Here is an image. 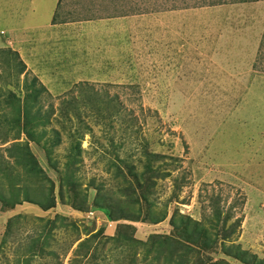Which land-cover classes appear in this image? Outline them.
I'll return each instance as SVG.
<instances>
[{
	"label": "rangeland",
	"instance_id": "obj_1",
	"mask_svg": "<svg viewBox=\"0 0 264 264\" xmlns=\"http://www.w3.org/2000/svg\"><path fill=\"white\" fill-rule=\"evenodd\" d=\"M21 28L59 46L38 68L13 39L0 51V193L22 186L0 199V264H178L171 243L157 259L170 238L195 249L185 264L264 260V0H0V35ZM26 102L39 143L17 142L55 184L49 210L11 157Z\"/></svg>",
	"mask_w": 264,
	"mask_h": 264
},
{
	"label": "trees",
	"instance_id": "obj_2",
	"mask_svg": "<svg viewBox=\"0 0 264 264\" xmlns=\"http://www.w3.org/2000/svg\"><path fill=\"white\" fill-rule=\"evenodd\" d=\"M240 2L244 3V2H249V1H253V0H239ZM0 51H9V52H13V50H11V48H3L0 49ZM16 56H18V52H14ZM19 57V56H18ZM22 61V60H21ZM23 63V67L24 69L26 68V65ZM38 78H35V82L37 83ZM46 88L45 86H41L38 90L34 91L33 97L34 99L37 100L38 96L40 93H42L43 91H45ZM13 97L17 98L15 95H13ZM20 101V98H17ZM12 103V102H11ZM12 105V104H11ZM19 104H17L15 106V109L17 111V115L13 116L11 118V124L13 123V128H15V135L13 136L12 140L15 141V144L13 145L14 148H12L11 146V157L15 158L16 162H18L21 165H24L25 170L28 172V176H34L33 179L30 181L29 184H27V180H24L23 182H25L26 185H29V188L31 190V192L33 191L34 193H40L42 196V200L39 201L35 198V196H31V192H29V188L25 187L24 191L22 192L23 194H25V200L26 202L29 203H34L37 204L39 206H41L43 209L45 210H49L51 208H54L56 206V198L53 196V192H55V184L53 182V180L51 179H47V175L48 172L45 170V168L43 167V165H41V163L37 160L36 156L33 154V152L29 149L28 147V143L24 144H20V141L17 142L18 139L21 138L22 134H26L27 138L30 141L33 142H37L39 143V139L37 136H35V128L40 124L39 118V112H35L33 114V112L29 109L31 108H26V105L29 106V104L26 102L25 105L23 106V108H21L20 106H18ZM25 107V108H24ZM21 111H23V115H21ZM20 112V114H19ZM24 116V117H23ZM107 117H110V115H108ZM24 118V124L23 126H21L22 123V119ZM12 127V126H11ZM7 141V140H6ZM56 142H58V139L56 140ZM17 148L19 149V152H14V149ZM157 156V155H155ZM75 163V160H71L67 167H66V171L69 174V181L68 184H74L73 182V164ZM46 179L49 181V184L47 185V183H45ZM24 184V185H25ZM31 184V185H30ZM62 186V184H61ZM19 188H22V186L16 188V191H18L14 196H13V201L11 203V199L5 197V195H3L2 193H0V199L2 200V207L4 209V211H9V209H14V207L20 203L21 197L20 194L21 193V189L19 190ZM14 190V188H13ZM15 191V192H16ZM98 202H96L97 204ZM76 205V204H75ZM58 217H60L61 219H66L68 218L67 216H63L61 214L58 215ZM135 219H139L138 216L133 217ZM132 218V219H133ZM164 216H162L160 219H163ZM217 218L220 219V215H217ZM114 220L119 219V217L117 218L116 216H113ZM144 221H155L158 222L160 220L158 216H153L151 209H148L146 211V214L144 216ZM158 220V221H156ZM229 220V217L227 216L226 221ZM19 219L16 218H11V222L9 220V225L11 224V229L13 228V225H15L16 222H18ZM188 223L187 221L185 222V228L191 232V228L186 224ZM213 226V224H212ZM216 226V224L214 225ZM88 227V226H87ZM88 231L91 230L90 228L87 229ZM192 234H195L194 231ZM205 239L203 240V244L204 246H210L209 244V240H210V233L207 231H204L203 233ZM95 239V236H93V238L89 237L86 238L85 240H83L82 242H80L79 246H86L88 245L90 242H92ZM199 238L196 236V239L191 240L194 244L198 243ZM170 243H171V254H173L174 252L178 251L181 252L179 253V257L181 259V261L178 264H185V257L188 256L191 252V250H195L194 248H192V246H187L184 244L185 248H182L183 243L181 240L177 241V240H173V239H164L163 241H159L158 244V248H160L159 252H157V259L159 260L161 258V255L163 253V251L161 249H164V246H166L169 250L170 248ZM155 244V243H154ZM178 245V246H177ZM180 245V246H179ZM200 244V246H202ZM33 246V245H32ZM31 246L28 247V252L30 251ZM37 250H41L43 251V247L35 244L34 245V252ZM31 253V255H36ZM160 253V254H159ZM247 252H239L235 257L238 258L239 260L243 261L246 264H264V260L260 261V262H256L255 260H248L247 256H246ZM169 257V254L166 255V258ZM26 263L28 262L27 260H25ZM255 261V262H254Z\"/></svg>",
	"mask_w": 264,
	"mask_h": 264
},
{
	"label": "crops",
	"instance_id": "obj_3",
	"mask_svg": "<svg viewBox=\"0 0 264 264\" xmlns=\"http://www.w3.org/2000/svg\"><path fill=\"white\" fill-rule=\"evenodd\" d=\"M26 30L27 29H23V28L19 29V32H17L16 30H14V32L13 30L11 31L6 30V34L9 36L7 38H3L0 35V49H3L5 47H10L9 45L7 46V44L11 43L10 39H13L12 41L16 45V48L18 49L16 51L20 53L21 59L25 63L31 62L33 65H36L35 67L37 68L38 66H42L45 61H49L52 58H54L53 56L55 54L58 55L55 49H57V46H59L58 45L59 43H58V39L56 38L57 36L55 35L54 30H52L53 32L52 34L55 35V38L52 35H51L52 37L51 39L47 38L45 37L46 34L41 35L42 37L34 36L35 40L38 41V44H39V47L36 50L28 46L29 39L30 37L33 39V36L30 35V33ZM41 50H44L47 52L44 53V52H41ZM45 55L49 56V60L44 57Z\"/></svg>",
	"mask_w": 264,
	"mask_h": 264
}]
</instances>
